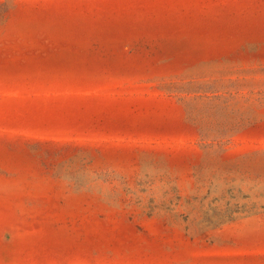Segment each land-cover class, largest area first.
Masks as SVG:
<instances>
[{
  "label": "rangeland",
  "instance_id": "rangeland-1",
  "mask_svg": "<svg viewBox=\"0 0 264 264\" xmlns=\"http://www.w3.org/2000/svg\"><path fill=\"white\" fill-rule=\"evenodd\" d=\"M0 264H264V0H0Z\"/></svg>",
  "mask_w": 264,
  "mask_h": 264
}]
</instances>
